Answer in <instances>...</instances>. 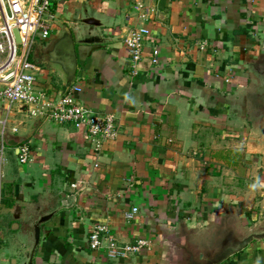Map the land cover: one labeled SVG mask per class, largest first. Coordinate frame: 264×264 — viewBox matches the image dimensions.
Here are the masks:
<instances>
[{
	"label": "crops",
	"instance_id": "obj_1",
	"mask_svg": "<svg viewBox=\"0 0 264 264\" xmlns=\"http://www.w3.org/2000/svg\"><path fill=\"white\" fill-rule=\"evenodd\" d=\"M50 2V35L84 17L104 24L103 42L74 45L72 94L94 113H112L118 134L94 153L71 124L1 103V262L23 261L33 223L47 214L32 264H169L170 239L208 249L221 228L237 236L264 228V135L241 114L244 60L264 44V0ZM137 3L143 17L134 14ZM140 25L151 38L132 76L123 36ZM39 41L32 61L41 62ZM38 65L36 87L53 103L66 91L62 75ZM21 143L29 145L26 163L17 160ZM97 223L120 242L144 238L150 246L108 259L88 246ZM216 264H264V238Z\"/></svg>",
	"mask_w": 264,
	"mask_h": 264
},
{
	"label": "built area",
	"instance_id": "obj_2",
	"mask_svg": "<svg viewBox=\"0 0 264 264\" xmlns=\"http://www.w3.org/2000/svg\"><path fill=\"white\" fill-rule=\"evenodd\" d=\"M50 6V0H0V102L7 105V111L12 106L22 105L30 117L46 116L59 124H71L76 130L84 131L93 152L99 153L104 141L112 140L118 134L114 115L94 113L83 106L72 94L79 89L71 86L72 84L53 103L46 100L44 90L40 91L36 87L41 68L31 60V53L36 39L46 38L55 27V17ZM133 11L138 17H143L142 4L137 3ZM14 29L18 32L19 42L15 41ZM150 38V31L145 25L129 29L123 36L132 76L141 71L144 42ZM205 44V41L200 42L198 48L203 49ZM149 57V62H156L155 48ZM16 156L20 163L28 162L29 145L19 144L16 147ZM136 213L137 208L132 207L124 213V217L130 220ZM88 246L91 250H103L108 259H118L141 253L149 248L150 241L138 238L130 242H120L109 233L106 224L97 223L88 234Z\"/></svg>",
	"mask_w": 264,
	"mask_h": 264
},
{
	"label": "water",
	"instance_id": "obj_3",
	"mask_svg": "<svg viewBox=\"0 0 264 264\" xmlns=\"http://www.w3.org/2000/svg\"><path fill=\"white\" fill-rule=\"evenodd\" d=\"M104 24L95 18L78 19L72 26L61 28L58 34L48 35L43 40V49L41 51V62L46 67L61 73L62 85L67 89L73 82L76 71L75 61V43H101L105 40L102 27ZM15 41L19 42L20 38L16 29L13 30ZM54 33V32H53ZM52 33V34H53ZM264 56V44L257 50L251 52L245 59L249 60L253 73L264 82V62L258 65L256 57ZM246 64L245 67L248 65ZM40 66V65H39ZM251 70V71H252ZM264 104V88L262 89ZM261 98V101H262ZM22 106V105H21ZM51 216L50 214L41 216L37 223H33L31 231V247L24 253L23 261L15 264H32V255L37 246L39 238V223L45 221ZM16 226V225H15ZM219 240L212 244L208 249H196L193 247L188 238H176L169 240L173 249V254L169 259V264H216L226 255L243 248L252 238H264V228L260 230H251L246 235H235L231 230L223 231L219 229Z\"/></svg>",
	"mask_w": 264,
	"mask_h": 264
},
{
	"label": "rangeland",
	"instance_id": "obj_4",
	"mask_svg": "<svg viewBox=\"0 0 264 264\" xmlns=\"http://www.w3.org/2000/svg\"><path fill=\"white\" fill-rule=\"evenodd\" d=\"M39 42L40 41L37 38L36 44ZM205 47L206 46H204V48ZM256 59L258 65H262V62H264V56L262 57L261 55H259L256 57ZM33 60L36 63L38 62V60L35 59ZM244 62L246 66L249 60L245 59ZM251 70H252L251 65L245 67L244 70L247 74V80L245 81V85L243 87V95H244L243 98L245 99V102L241 114L243 116V121L246 123V125L256 128L257 132L264 135V104L262 98L263 94L261 92L262 89L264 88V82L253 73V70L252 71ZM1 103L2 102H0V105ZM1 264H3V261L1 262Z\"/></svg>",
	"mask_w": 264,
	"mask_h": 264
}]
</instances>
